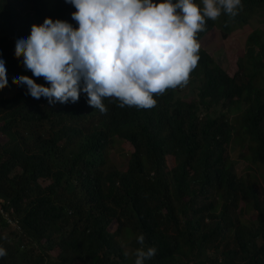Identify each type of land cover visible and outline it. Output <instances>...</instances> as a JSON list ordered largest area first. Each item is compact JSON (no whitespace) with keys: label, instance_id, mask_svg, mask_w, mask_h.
Wrapping results in <instances>:
<instances>
[{"label":"trees","instance_id":"obj_1","mask_svg":"<svg viewBox=\"0 0 264 264\" xmlns=\"http://www.w3.org/2000/svg\"><path fill=\"white\" fill-rule=\"evenodd\" d=\"M74 11L64 0H0V264H132L140 234L156 249L146 264H264V175L240 177L228 152L238 141L247 170L264 167V31L248 32L232 76L200 48L187 83L154 94L153 108L105 98L100 113L86 94L49 105L12 77L47 86L25 70L15 38L44 18L75 28ZM254 18L264 28V0H242L235 17L205 18L196 39L213 28L226 39ZM118 141L131 149L114 150L123 168L109 155Z\"/></svg>","mask_w":264,"mask_h":264},{"label":"clouds","instance_id":"obj_2","mask_svg":"<svg viewBox=\"0 0 264 264\" xmlns=\"http://www.w3.org/2000/svg\"><path fill=\"white\" fill-rule=\"evenodd\" d=\"M75 11L76 22L44 18L30 26L28 35L15 38L14 51L32 77L47 86L13 73L34 99L49 105L75 103L81 93L87 104L106 112L102 101L114 98L118 107L151 109L154 94L187 83L199 60L196 34L205 30V18L215 21L222 13L235 17L242 0H64ZM8 83L5 61L0 59V89ZM132 264H146L156 253L144 245V236ZM0 247V257L6 255ZM127 255V253L125 254Z\"/></svg>","mask_w":264,"mask_h":264},{"label":"rangeland","instance_id":"obj_3","mask_svg":"<svg viewBox=\"0 0 264 264\" xmlns=\"http://www.w3.org/2000/svg\"><path fill=\"white\" fill-rule=\"evenodd\" d=\"M256 28L264 31L263 25L261 24L259 18H254L248 28L249 30L245 28L241 30H236L235 32L231 33L226 39L222 38L221 33L217 28H213L207 34H205L198 42L200 44V48L207 51L212 57L213 61L217 65H219L229 76H232L237 70V67L235 66L236 60L240 58L244 53L243 45L247 34L249 31L254 30ZM190 89L191 87L187 86L185 89L182 90L181 96L183 97V99H190V97L192 96ZM230 117L235 118V115H231ZM118 142L120 143L116 144L115 148L111 149L109 155L112 163H114L119 168H123L124 162L122 161L120 155L117 154V152L114 150H120L124 153L129 152L131 149L129 146H126V144H124L123 142ZM228 152L230 157L235 161V172L237 175H240V177L244 179L245 177H248L249 179H253L256 177L263 179V166H260V168L257 169V172L247 170V164L244 161L243 157H241V155H246L248 153L245 144L241 147L238 141L233 142L228 147ZM257 182L260 183V181ZM255 216V212H252L250 210L246 211L244 218H246L248 222L253 223L255 221Z\"/></svg>","mask_w":264,"mask_h":264},{"label":"built area","instance_id":"obj_4","mask_svg":"<svg viewBox=\"0 0 264 264\" xmlns=\"http://www.w3.org/2000/svg\"><path fill=\"white\" fill-rule=\"evenodd\" d=\"M11 223V222H10Z\"/></svg>","mask_w":264,"mask_h":264}]
</instances>
